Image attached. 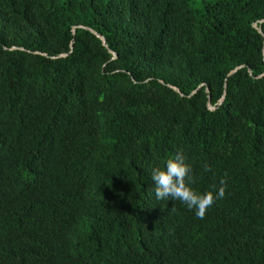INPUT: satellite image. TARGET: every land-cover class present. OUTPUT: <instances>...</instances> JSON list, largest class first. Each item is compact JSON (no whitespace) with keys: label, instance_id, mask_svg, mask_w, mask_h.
<instances>
[{"label":"trees","instance_id":"1","mask_svg":"<svg viewBox=\"0 0 264 264\" xmlns=\"http://www.w3.org/2000/svg\"><path fill=\"white\" fill-rule=\"evenodd\" d=\"M262 52L264 0H0V264H264Z\"/></svg>","mask_w":264,"mask_h":264},{"label":"clouds","instance_id":"2","mask_svg":"<svg viewBox=\"0 0 264 264\" xmlns=\"http://www.w3.org/2000/svg\"><path fill=\"white\" fill-rule=\"evenodd\" d=\"M264 55V52H262ZM205 171H209L207 164ZM152 180L155 185V196L157 200H179L188 209H195V215L204 219L207 209L210 208L216 199H222L226 192V181L221 179L218 191H207L203 194L197 193L190 185L194 183L192 166L186 163L185 156L178 152L174 157L167 159L164 168H155L152 173Z\"/></svg>","mask_w":264,"mask_h":264},{"label":"water","instance_id":"3","mask_svg":"<svg viewBox=\"0 0 264 264\" xmlns=\"http://www.w3.org/2000/svg\"><path fill=\"white\" fill-rule=\"evenodd\" d=\"M102 41H103V43L105 44V39L102 37ZM115 55V54H114Z\"/></svg>","mask_w":264,"mask_h":264}]
</instances>
